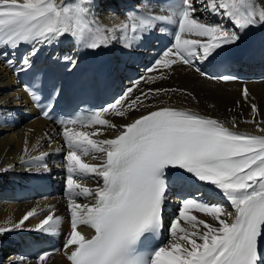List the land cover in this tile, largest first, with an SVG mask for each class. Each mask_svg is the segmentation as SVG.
Segmentation results:
<instances>
[{
  "label": "snow or ice",
  "instance_id": "obj_1",
  "mask_svg": "<svg viewBox=\"0 0 264 264\" xmlns=\"http://www.w3.org/2000/svg\"><path fill=\"white\" fill-rule=\"evenodd\" d=\"M93 8V0H0V47L14 54L21 45L30 46L21 66L14 69L20 72L32 67L42 47L65 37L91 50L115 41L131 48L159 25H171L174 42L147 69L151 73L177 64L193 67L197 61H210L226 46L236 44L247 29L264 26V0H172L156 5L149 0L142 11H130L122 19L110 15L109 24L102 23ZM204 13L226 18L232 27L202 18ZM63 59L76 64L69 56ZM6 63L13 66L15 61ZM195 71L207 75L199 67ZM158 78L163 77H148V81ZM142 80L134 81L100 110L59 121L68 149L64 155L71 227L64 244L67 260L70 264H264V127L258 126L260 135L241 134L233 130L235 119L230 128L218 119L174 107L147 111L122 125L104 118L108 113L123 117L139 107H150L142 96L147 99L170 91L148 89L133 96ZM25 91L33 101L39 100L37 91L28 85ZM56 95L58 89L50 99ZM243 95L247 99L246 88ZM251 108L253 113L258 111L255 104ZM50 112L51 104L42 114L49 117ZM96 125L115 129L117 134L94 139L103 135ZM87 128L92 130H81ZM24 152L27 155L28 149ZM46 155L22 156L21 164L48 172L43 162ZM89 156L101 162L90 164L84 159ZM13 168H0V173ZM93 175L99 178L96 187L81 183ZM174 182L197 190L182 198L178 217L170 224L169 241L154 246L150 241L163 228ZM201 184L218 190L233 211L202 199ZM80 197L90 202L80 203ZM193 213H203L212 222ZM39 214L36 208L29 210L11 227H0V234L24 229L25 222ZM61 223L62 218L49 208L30 230L56 235ZM80 226L94 234H84ZM51 254L41 252L35 264H47ZM21 261L28 264L27 258Z\"/></svg>",
  "mask_w": 264,
  "mask_h": 264
},
{
  "label": "bare ground",
  "instance_id": "obj_2",
  "mask_svg": "<svg viewBox=\"0 0 264 264\" xmlns=\"http://www.w3.org/2000/svg\"><path fill=\"white\" fill-rule=\"evenodd\" d=\"M93 3L95 15L102 23L109 24L110 15L122 19L130 11H142L149 0H93ZM152 3L157 4L155 0H152ZM202 18H209L212 22H222L229 28L232 27L223 17H209L204 13ZM252 32L253 42L259 43L263 51L260 56L252 60H247L246 56L240 58L237 66L242 68L243 79L227 83L203 77L193 67L180 64L170 69L147 72V69L152 67L163 54L162 49H159L158 38L163 34L173 36V31H167L162 24L144 35L131 48L124 47L119 41L112 42L106 47V53L113 60L114 73L111 77V86L115 96L107 105L113 103L141 77H144V80L134 91L133 96L140 95L142 91L148 89L170 91L149 95L147 99L142 96L143 103L150 107H139L127 112L123 117L108 113L104 118L113 124L122 125L147 111L160 107H174L218 119L230 128H232L231 121L235 119L234 131L260 135L258 126L264 127V26L252 27ZM29 49V45H21L13 54L12 49L0 47V168L14 165L12 170L0 173V227H11L33 208H36L40 214L26 221L24 229L0 234V264H25L21 261V257L27 258L28 264H35L36 259L26 255L25 246L33 239L46 237L63 242L70 229V212L65 195L67 173L64 167V155L68 149L62 138V128H57L40 118L28 96L18 89L16 82V77L24 71L16 72L14 69L21 66L20 62ZM77 49L80 51L81 46L71 37H65L52 45L42 47L33 60L53 55L72 58ZM8 59L15 61L13 66L6 63ZM195 66L206 73H211L207 61H197ZM161 76L163 78L155 79L154 82L148 81V77ZM245 88L248 91L247 99L243 95ZM253 104L257 106L256 113L252 112ZM244 117L246 119L243 121ZM253 120L255 122H250ZM95 127L101 129L103 135L93 137L94 139L113 138L117 134V130L106 126ZM25 148L28 149L27 155L24 152ZM41 153H47L43 162L48 164L50 171L37 172L35 168L21 164L22 156L27 159L28 156H38ZM99 155L97 154L98 157ZM84 159L90 164L101 162L99 158L92 159L90 156ZM98 181L99 178L93 175L83 178L81 183L94 188ZM198 187L204 194L202 199L211 204L223 205L228 211H233L230 202L218 190L204 184ZM196 190V187H185L181 183H175L170 189L166 210L168 230L172 220L178 217L182 198L194 195ZM47 192L49 194L46 196ZM78 202L88 203L90 198L80 197ZM49 208L62 218L59 233L51 235L30 230L48 214ZM193 214L207 222H212L211 218L204 216L203 213ZM170 238L169 233L167 242ZM47 264H70V262L67 260L65 250H62L49 256Z\"/></svg>",
  "mask_w": 264,
  "mask_h": 264
},
{
  "label": "rangeland",
  "instance_id": "obj_3",
  "mask_svg": "<svg viewBox=\"0 0 264 264\" xmlns=\"http://www.w3.org/2000/svg\"><path fill=\"white\" fill-rule=\"evenodd\" d=\"M243 119V121L246 119L245 117L244 118H242ZM254 119V118H253ZM254 121V120H253Z\"/></svg>",
  "mask_w": 264,
  "mask_h": 264
}]
</instances>
